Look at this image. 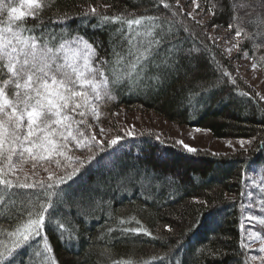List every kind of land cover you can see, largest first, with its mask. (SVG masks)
I'll use <instances>...</instances> for the list:
<instances>
[{"label":"trees","instance_id":"16d2710c","mask_svg":"<svg viewBox=\"0 0 264 264\" xmlns=\"http://www.w3.org/2000/svg\"><path fill=\"white\" fill-rule=\"evenodd\" d=\"M166 2L178 14L183 9L176 7L177 0ZM199 2L207 10L206 0ZM89 3L93 6L98 3L111 5L106 13L110 16L121 12L159 16L156 23L161 27L156 29V34L164 36L163 42L153 48V54L147 61L141 89H119L117 100L104 109L106 115L102 117V125L113 129L111 134L124 135L119 116L124 108L126 112H151L178 126L206 130L214 139L250 140L252 146L247 151L228 155L198 154L193 157L174 144H164L160 135L135 130L133 137H126L114 150L102 154L104 159L100 164H93L81 179L79 186L94 190L93 199L85 201L82 208L75 203L71 208L63 205L58 208L57 216L70 212L67 219L75 221L78 241L69 247L49 228L47 234L55 259L58 264H112V261L128 258L138 264H245V250L241 248L242 193L245 176L252 173L251 169L257 171L264 185V147L261 146L264 140L263 102L240 78L233 59L227 58L213 39L208 38L213 28H201L184 11L183 16L173 18L161 0H54L43 18L45 21L57 19L58 13L63 12L75 17ZM230 15L228 11L215 20L222 25L217 29L227 30ZM177 18L187 25L189 32L174 23L171 34H168L169 20ZM96 22L93 18L89 26L84 27L79 19H75L71 27L75 29L80 25V33L94 44L100 58L111 61L115 48L129 60L133 59L128 56L131 36L127 25L110 22L93 30L90 25ZM34 23L28 20L29 25ZM121 27L123 32H118ZM149 27L151 25L146 21L141 31ZM144 39L143 36L136 37L137 42ZM172 45H176L179 51L174 54V67L165 68L163 62ZM193 47L200 51L188 55V50ZM242 49L264 68V61L260 60L264 49L257 51L252 41H244ZM225 71L235 79L234 84L224 75ZM157 74L161 75L159 84L151 79ZM95 130L99 131L98 128ZM137 172L171 176L175 183L168 188L165 187L166 182L162 186L154 183L143 187L123 179ZM77 187L73 185V188ZM140 188L145 192H140ZM0 213V226L3 228L10 229L18 222L19 213L15 208H0ZM120 219L127 223L121 225ZM136 220L159 239L143 233L121 231L122 228L139 227ZM165 225H170L175 232L165 231ZM110 228L114 231L109 232ZM38 240L39 243L33 242L34 247L19 254L16 264H29L26 259L29 254L32 264L38 262L36 252L42 249V239ZM178 241H182V247L177 250ZM106 249L110 256L105 253ZM213 251L217 255L209 254ZM165 255L170 260L153 259ZM249 264L252 263L249 261Z\"/></svg>","mask_w":264,"mask_h":264},{"label":"snow or ice","instance_id":"6c2138e0","mask_svg":"<svg viewBox=\"0 0 264 264\" xmlns=\"http://www.w3.org/2000/svg\"><path fill=\"white\" fill-rule=\"evenodd\" d=\"M53 3L54 0H20L19 6H16L12 0L7 3L0 0V208H15L19 213L18 222L10 229L0 226V264H16L17 256L23 250L34 247V241L39 243L38 238L42 239V249L36 255L43 256L42 264H58L48 238L49 228L69 247L78 241L76 223L67 219L70 212L57 216V210L61 205L71 208L73 203L82 208L85 201L92 200L94 190L79 186L81 179L93 164H100L104 159L102 154L114 150L126 137H133V130L125 131L123 136L111 134L113 129L102 125V117L106 115L104 109L117 100L119 89H141L147 61L153 54V48L159 47L164 38L163 34L159 37L156 34V29L161 27L156 23L159 16H135L126 12L110 16L106 14L111 7L108 4L93 6L89 3L75 17L63 12L58 13L57 19L45 21L44 13ZM161 3L171 11L173 18L184 15L183 9L178 14L166 0H161ZM206 3L210 19L207 23L197 20L201 28L215 30L222 27L215 20L231 12L227 30L234 32L235 42L226 49L229 54L233 49L243 51L244 41H252L257 51L264 49V0H249L247 3L240 0H228L227 3L225 0H206ZM192 4L193 12L200 8L198 0H192ZM176 7H179V0ZM187 16L195 20L192 12ZM93 18L97 21L90 25L93 30L110 22L127 25L131 36L128 56L133 59L129 60L115 48L111 61L98 56L94 44L79 30L80 25L88 27ZM29 19L35 23L29 25ZM75 19L80 20V25L73 29L71 22ZM146 21L151 27L141 31ZM174 23L183 27L185 32L190 31L177 18L169 20L168 34H171ZM53 25L56 27L53 28ZM117 31L123 32V27ZM140 36L145 39L137 42L136 37ZM178 51L176 45L168 50L169 55L163 62L165 68L174 67V54ZM198 51L200 49L193 47L187 54ZM243 55L248 58L249 53L243 51ZM260 60L264 61V56ZM256 68L257 63H253L252 69ZM224 75L235 83L227 71ZM151 79L159 84L161 75ZM176 143L183 144V141ZM237 143L245 151L252 146L250 140L241 139ZM261 146L264 147V140ZM183 147L189 153L197 151L188 145ZM26 166H30L29 171H25ZM123 179L143 187L154 183L162 186L165 182L171 187L175 183L171 176L152 172H137ZM73 185L78 187L73 188ZM131 219L135 220V217ZM254 221L264 226V219L249 214L247 223ZM119 223L123 225L127 221L120 219ZM136 223L140 224V221L136 220ZM241 228L245 264H249L250 260L264 264V255H249L247 251L259 242L258 251L264 254V239L259 235L249 239L243 221ZM164 230L175 232L170 225H165ZM112 231L114 229L110 228L109 232ZM121 231L143 233L152 239H159L142 224L122 228ZM180 247L182 241H178L177 250ZM105 253L110 256L109 250L106 249ZM209 254L217 255L214 251ZM26 259L32 264L30 254ZM153 259L163 261L170 260V257L165 255ZM112 264L138 262L128 258L112 261Z\"/></svg>","mask_w":264,"mask_h":264},{"label":"rangeland","instance_id":"374dc122","mask_svg":"<svg viewBox=\"0 0 264 264\" xmlns=\"http://www.w3.org/2000/svg\"><path fill=\"white\" fill-rule=\"evenodd\" d=\"M5 3L9 0H4ZM12 3L16 6H19L20 0H12ZM198 3L200 4L199 0ZM179 6L183 8V11L186 13L192 12L195 16V20H206L210 17L207 13V10L204 9L203 5L200 4V8L196 9L193 12L194 5L192 0H181L179 1ZM203 9V11H201ZM6 18V13L4 14ZM209 35L213 37V41L221 48L225 56L229 59H233L232 63L234 64L236 71L238 72L240 78L245 81V84L256 94L264 104V68L260 65H257L255 70L252 69V64L256 63L255 60L250 58H245L242 51L233 49L231 54H229L226 49L230 48L233 40L234 34L230 35L228 30L225 29H211ZM238 57V58H237ZM259 94V95H257ZM120 114V121L123 123V131L128 130H145L160 135L164 140V144L169 142V144H174L175 147L182 149L186 152L188 156L192 155H228L238 151H243L237 141L239 140H218L212 138L211 134L206 131H196L198 128L183 127L178 126L172 123L167 122L158 115L151 112L144 113H135V112H126L124 108L120 111H123ZM160 138V137H159ZM169 139V140H167ZM176 141H183V144H177ZM183 145H188L197 151L194 153H189L185 150ZM231 145V146H229ZM247 147V146H246ZM251 148V147H248ZM185 155V156H187ZM182 157L183 155L180 154ZM160 158V156L158 157ZM162 161V159H159ZM30 166L25 167V171H29ZM249 172V171H248ZM252 173L246 174L245 185H244V203L242 208V221L245 224V227L248 229V238L252 239L255 236L259 235L261 239H264V226L258 225L255 221L252 224L247 223V216L249 214L254 216H259L261 219H264V185L260 182L259 177L257 176V171L251 169ZM42 175H46L42 173ZM165 187H169L167 184ZM140 192H145L143 188L139 189ZM259 242H256L255 246L251 249H248L250 255H264L259 253ZM28 251V250H27ZM38 262L36 264H42L43 256H36ZM19 261V255L16 258V262ZM252 264H260L259 261H251Z\"/></svg>","mask_w":264,"mask_h":264}]
</instances>
